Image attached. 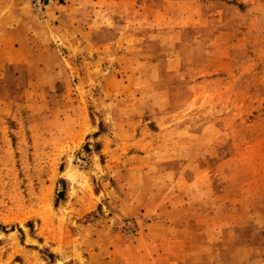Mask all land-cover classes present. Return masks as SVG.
Here are the masks:
<instances>
[{"label":"rangeland","instance_id":"obj_1","mask_svg":"<svg viewBox=\"0 0 264 264\" xmlns=\"http://www.w3.org/2000/svg\"><path fill=\"white\" fill-rule=\"evenodd\" d=\"M263 198L264 0H0V264H264Z\"/></svg>","mask_w":264,"mask_h":264},{"label":"crops","instance_id":"obj_2","mask_svg":"<svg viewBox=\"0 0 264 264\" xmlns=\"http://www.w3.org/2000/svg\"><path fill=\"white\" fill-rule=\"evenodd\" d=\"M260 203L262 206L258 213H255L253 215H251V213H247L244 215L248 217V220L251 218L250 222H254L252 230H250L248 233V235H250L249 242L254 240L256 244L261 246L264 245V198L260 201ZM255 235L258 237L257 239H253Z\"/></svg>","mask_w":264,"mask_h":264},{"label":"built area","instance_id":"obj_3","mask_svg":"<svg viewBox=\"0 0 264 264\" xmlns=\"http://www.w3.org/2000/svg\"><path fill=\"white\" fill-rule=\"evenodd\" d=\"M50 1L51 0H30V3L34 10L40 11L47 7L50 4Z\"/></svg>","mask_w":264,"mask_h":264}]
</instances>
